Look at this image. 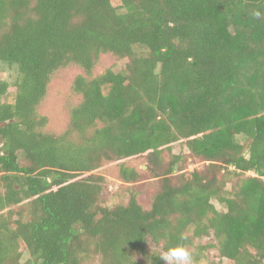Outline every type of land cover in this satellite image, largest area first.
<instances>
[{
    "label": "trees",
    "instance_id": "obj_1",
    "mask_svg": "<svg viewBox=\"0 0 264 264\" xmlns=\"http://www.w3.org/2000/svg\"><path fill=\"white\" fill-rule=\"evenodd\" d=\"M104 53L123 67L94 74ZM0 63V264H164L149 243L264 264V0H0ZM69 65L80 101L56 134L37 107ZM179 142L202 162L187 175L162 159ZM137 157L150 204L130 185L109 205L95 171Z\"/></svg>",
    "mask_w": 264,
    "mask_h": 264
},
{
    "label": "rangeland",
    "instance_id": "obj_2",
    "mask_svg": "<svg viewBox=\"0 0 264 264\" xmlns=\"http://www.w3.org/2000/svg\"><path fill=\"white\" fill-rule=\"evenodd\" d=\"M123 67V62L113 56L111 53H104L99 55L97 64L93 69L94 74H100L106 69H112L113 71H118ZM82 73V69L75 66L69 65L66 67L59 68L56 70L48 84L47 92L43 100L37 107V111L40 115L47 118L45 130L52 133H61L67 127L69 121L70 108L80 101V95L72 90V82L74 77ZM15 74V68L9 67L6 64L0 63V77L12 82ZM184 154L187 156L188 163L185 165L184 169L179 171H184V174H188L195 167H200L202 162L198 159H193L188 157V150L182 143H175L172 146L170 153L163 154V162L166 163L171 159L173 154ZM163 163V164H164ZM123 164L128 167H133L140 173V178L133 184L125 183L121 180L119 176V167ZM147 161L144 157L129 158L125 160H111L103 161L101 166L95 171V174L101 175L104 178V194L105 202L113 204L118 201L119 193L123 191V187H129L134 185L135 189L139 190L138 200L139 202L147 207L150 204L153 194L158 190L160 186V177H153L152 173L147 171ZM177 167L173 170L172 175L179 173ZM247 174H252L248 172ZM214 206L223 210L222 204L217 201H212ZM5 214V213H4ZM14 224V223H13ZM215 243V239L211 232L205 234L203 237L195 239V244H206ZM149 251L158 249L159 253L162 255L167 252L160 247V244H148ZM23 258H27V254H23ZM220 257L217 254L215 248H208L204 250V254L199 258H194L192 264H221ZM226 262V259H222ZM99 260L97 256L91 255L87 260L86 264H98ZM175 264V262H173Z\"/></svg>",
    "mask_w": 264,
    "mask_h": 264
},
{
    "label": "clouds",
    "instance_id": "obj_3",
    "mask_svg": "<svg viewBox=\"0 0 264 264\" xmlns=\"http://www.w3.org/2000/svg\"><path fill=\"white\" fill-rule=\"evenodd\" d=\"M254 16L256 18L260 17L259 12H255ZM160 260L164 262V264H192L193 257L188 249L183 246L171 247L167 252L163 253L160 257Z\"/></svg>",
    "mask_w": 264,
    "mask_h": 264
}]
</instances>
